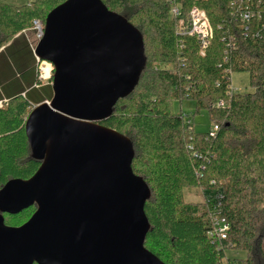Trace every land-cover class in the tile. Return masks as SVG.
Listing matches in <instances>:
<instances>
[{
    "label": "trees",
    "instance_id": "obj_1",
    "mask_svg": "<svg viewBox=\"0 0 264 264\" xmlns=\"http://www.w3.org/2000/svg\"><path fill=\"white\" fill-rule=\"evenodd\" d=\"M68 0L0 3V50L18 35L45 25ZM143 35L147 65L135 91L101 123L128 137L135 150L134 173L151 190L145 212L151 225L145 246L165 264H264V5L239 0H102ZM264 4V2H262ZM180 5L181 16L172 8ZM254 5V7H253ZM261 11L249 26L241 12ZM206 12L212 37L201 54L196 37L180 33V21L193 9ZM24 38L23 35L20 36ZM33 54L29 44L25 46ZM35 59V57H34ZM36 60V59H35ZM247 73L253 92L232 89V77ZM194 102L192 117L175 104ZM0 107V190L11 180L31 179L41 162L33 159L25 125L33 107L18 92ZM207 111L211 131L197 133L193 120ZM202 190L205 203L185 200ZM5 215L20 227L22 217ZM215 216L229 225L226 240L210 236ZM245 253L231 259L228 252Z\"/></svg>",
    "mask_w": 264,
    "mask_h": 264
},
{
    "label": "water",
    "instance_id": "obj_2",
    "mask_svg": "<svg viewBox=\"0 0 264 264\" xmlns=\"http://www.w3.org/2000/svg\"><path fill=\"white\" fill-rule=\"evenodd\" d=\"M35 56L54 67V97L25 125L40 169L0 190V264H165L145 246L151 190L134 173V145L101 125L139 84L143 35L102 0H68ZM33 206L26 224L6 225Z\"/></svg>",
    "mask_w": 264,
    "mask_h": 264
},
{
    "label": "crops",
    "instance_id": "obj_3",
    "mask_svg": "<svg viewBox=\"0 0 264 264\" xmlns=\"http://www.w3.org/2000/svg\"><path fill=\"white\" fill-rule=\"evenodd\" d=\"M28 32L15 38L17 45L11 47V42L0 50V104L18 92L29 98L33 108L50 102L54 97L53 81L39 79L38 62L34 52L36 47L31 43ZM21 35L24 38H21ZM27 44L32 48L33 54L25 48Z\"/></svg>",
    "mask_w": 264,
    "mask_h": 264
},
{
    "label": "built area",
    "instance_id": "obj_4",
    "mask_svg": "<svg viewBox=\"0 0 264 264\" xmlns=\"http://www.w3.org/2000/svg\"><path fill=\"white\" fill-rule=\"evenodd\" d=\"M240 2L244 1H253L257 2V6L260 8L262 5H264L262 2L264 0H239ZM254 7V5H253ZM252 7V8H253ZM250 8L249 6L241 12V17L242 20L245 22L247 26L251 23L253 19H262V12L261 11H253V9ZM181 7L180 5H175L172 8V16L174 18H178L181 16ZM33 31L36 32L37 35V41L40 42L45 35V25L43 24L42 21H35L34 26H33ZM180 33L183 35H189L196 37L198 40V43L202 49L201 54L204 56L205 55V49L208 46L211 37H212V29L210 27V24L208 22V18L206 15V12L199 10L197 8L193 9L187 19H182L180 21ZM254 37H264V25L261 28V30H257L254 34ZM36 49V48H35ZM34 49V52H35ZM37 62H38V70H39V79L40 81H53V76H54V68L53 65L41 61L37 56H36ZM232 89L235 91V89L232 86ZM3 104L1 103L0 106ZM219 127L218 125H214L213 128L210 130L211 131V136H215L216 132L218 131ZM213 225L214 228L210 234L212 239L214 241L219 242L222 240H226L228 238L229 234V225L227 223V220L222 217L215 216L213 219Z\"/></svg>",
    "mask_w": 264,
    "mask_h": 264
},
{
    "label": "rangeland",
    "instance_id": "obj_5",
    "mask_svg": "<svg viewBox=\"0 0 264 264\" xmlns=\"http://www.w3.org/2000/svg\"><path fill=\"white\" fill-rule=\"evenodd\" d=\"M33 1L34 0H0V3L22 6L25 4H29ZM28 37L31 43L33 44V46L37 47L39 42L37 41L36 32L33 31V29L29 30ZM232 81H233L232 86L235 89V91L242 93L253 92V88L250 85V76L247 73L234 74L232 77ZM3 105L0 107H3ZM174 108L177 112H183L185 115L191 118L195 110V104L194 102L186 101L183 103L182 106L179 103H176ZM193 123H194V129L197 133H206L213 128V123L211 122L209 113L207 111H202L199 115L195 116ZM185 200L190 203H200V204H203L206 201L205 197L203 196L202 190L199 189L186 190ZM30 216L31 215L28 214L23 216L19 224L20 225L26 224L31 219ZM227 256L231 259H234V258H243L246 256V254L232 251V252H228Z\"/></svg>",
    "mask_w": 264,
    "mask_h": 264
}]
</instances>
